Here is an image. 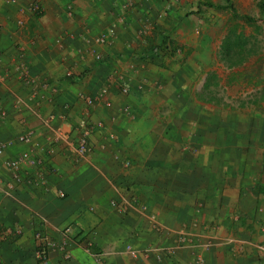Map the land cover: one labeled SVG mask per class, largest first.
<instances>
[{"label": "crops", "instance_id": "crops-1", "mask_svg": "<svg viewBox=\"0 0 264 264\" xmlns=\"http://www.w3.org/2000/svg\"><path fill=\"white\" fill-rule=\"evenodd\" d=\"M225 2L0 0V264H264V164L240 182L187 153L191 187L222 189L182 212L184 112ZM37 233L66 248L37 262Z\"/></svg>", "mask_w": 264, "mask_h": 264}, {"label": "rangeland", "instance_id": "rangeland-1", "mask_svg": "<svg viewBox=\"0 0 264 264\" xmlns=\"http://www.w3.org/2000/svg\"><path fill=\"white\" fill-rule=\"evenodd\" d=\"M215 13L209 25L214 29L213 40L219 53L217 49L215 56L202 54L198 63L199 94L195 96L192 114L189 110L184 112L182 133L188 137H183L178 149L184 154L182 212L189 210L188 215L190 200L197 194L203 204L208 196H213V190L222 187L192 188L187 153H198L201 158L202 152H208L211 159L206 164L229 169L232 172L225 173L240 182L247 174L260 178L264 164V0H226L225 6L215 5ZM249 120L252 124L257 122L255 129L249 126ZM191 129L196 142L190 145L187 140ZM170 148L174 151L173 146ZM199 163L200 167H207L201 159ZM238 169L246 173L237 172ZM220 205L217 201L213 210L217 217L221 214ZM238 211L236 206L233 213L239 216Z\"/></svg>", "mask_w": 264, "mask_h": 264}, {"label": "built area", "instance_id": "built-area-1", "mask_svg": "<svg viewBox=\"0 0 264 264\" xmlns=\"http://www.w3.org/2000/svg\"><path fill=\"white\" fill-rule=\"evenodd\" d=\"M105 39V35H102L100 37V41H104ZM122 91H127V88H123ZM86 101L88 103H91L92 100L89 97H86ZM86 131L85 133H83V135H86ZM19 139L21 141H28L29 136L27 135H21L19 137ZM4 145L0 144V155L2 154ZM35 158L32 154H30L29 152H22L18 157H16L15 159H11V160H6L5 164L8 165L9 167H11L12 169H17L19 167V165L24 162V163H34ZM35 243H36V248H35V258L37 259V262L39 263H46L48 257H49V253L52 250H57V249H62L65 247L67 243H63L62 245H58L56 243V241L50 239L49 237L45 236V235H41L39 233H37L35 235ZM65 251V250H64ZM64 258L65 259H69L70 255L67 252H64ZM200 259H195L193 261V264H199Z\"/></svg>", "mask_w": 264, "mask_h": 264}]
</instances>
